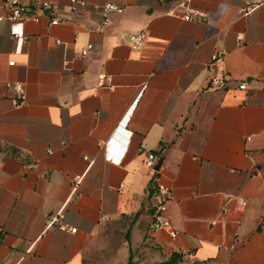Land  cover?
<instances>
[{
    "label": "crops",
    "instance_id": "1",
    "mask_svg": "<svg viewBox=\"0 0 264 264\" xmlns=\"http://www.w3.org/2000/svg\"><path fill=\"white\" fill-rule=\"evenodd\" d=\"M84 1L50 0L59 22H25L23 42L0 20V264H101L99 232L121 218L117 264H264V0ZM105 2L123 10L102 26Z\"/></svg>",
    "mask_w": 264,
    "mask_h": 264
},
{
    "label": "built area",
    "instance_id": "2",
    "mask_svg": "<svg viewBox=\"0 0 264 264\" xmlns=\"http://www.w3.org/2000/svg\"><path fill=\"white\" fill-rule=\"evenodd\" d=\"M8 2V12L0 16V20L6 19L8 21L18 22L20 24L19 30L12 33L13 38L18 42H23L25 40V35L23 31V24L27 21H38V16L40 14H45L50 18L49 23L51 25L57 24L59 22V17L57 16L56 7L50 2V0H7ZM252 0H247L246 4L249 5ZM69 6L71 10H81L86 6L84 0H69ZM123 8L117 4L111 2H105L100 7V13L102 15L101 25L105 26L109 22L107 16L111 12H121ZM206 17V13L192 10L183 15V18L186 20H196L203 21ZM145 40V33L141 30L135 31L129 34L128 41L129 45L134 50H139L143 47ZM58 42V41H57ZM92 48V44H87L85 48L81 50L82 55H86L89 49ZM217 58V54L211 56V60L214 61ZM10 65L14 62L9 61ZM104 74H99L97 79V86L103 85ZM210 84L212 86H222L223 80L216 75H213L210 78ZM7 88L12 91V98L15 102H24L26 100V95L24 92L23 84L21 82H7ZM237 87L241 90L246 89V81L242 80L238 83ZM158 161V156L153 152H145V157L143 159L144 165L151 170L154 174L157 173L156 163ZM153 192L152 196L155 201V213L157 217L160 216L165 210L167 201L170 197L169 189L158 181L157 178L153 179L151 186ZM240 205H244V201H240ZM59 218L57 216H52L47 220V225L50 226L57 222ZM261 224L264 225V217L261 219ZM169 222L167 219L158 220L157 226H168ZM58 227L61 230H68L70 232H75L76 228H69L65 223H59ZM174 231H170L171 236H175Z\"/></svg>",
    "mask_w": 264,
    "mask_h": 264
},
{
    "label": "rangeland",
    "instance_id": "3",
    "mask_svg": "<svg viewBox=\"0 0 264 264\" xmlns=\"http://www.w3.org/2000/svg\"><path fill=\"white\" fill-rule=\"evenodd\" d=\"M127 224H128V220H116L111 222L110 227L108 230H103V232H99L98 235V248L99 250H101V253H99L101 256V258L99 259L101 264H117V263H113L111 262V257L112 255L116 254L117 250V245H119V243H123L124 242V234L126 232L127 229ZM108 232V233H107ZM107 243L110 245V247H112L114 245V251L112 252V250H109L110 247H107ZM113 253V254H112ZM99 255V256H100ZM107 255H109V257H107ZM111 262V263H110Z\"/></svg>",
    "mask_w": 264,
    "mask_h": 264
},
{
    "label": "trees",
    "instance_id": "4",
    "mask_svg": "<svg viewBox=\"0 0 264 264\" xmlns=\"http://www.w3.org/2000/svg\"><path fill=\"white\" fill-rule=\"evenodd\" d=\"M124 217V216H123ZM119 220H126V219H124V218H121V219H119ZM133 221V220H132ZM132 223V222H131ZM129 229L130 228H127L126 229V232H125V234H124V237H125V240L126 241H129ZM174 259V255H172L171 256V258H170V261H172Z\"/></svg>",
    "mask_w": 264,
    "mask_h": 264
},
{
    "label": "water",
    "instance_id": "5",
    "mask_svg": "<svg viewBox=\"0 0 264 264\" xmlns=\"http://www.w3.org/2000/svg\"><path fill=\"white\" fill-rule=\"evenodd\" d=\"M160 164H161V158H159V160H158L157 163H156V169L159 168Z\"/></svg>",
    "mask_w": 264,
    "mask_h": 264
}]
</instances>
